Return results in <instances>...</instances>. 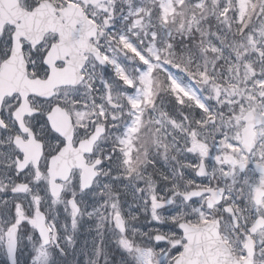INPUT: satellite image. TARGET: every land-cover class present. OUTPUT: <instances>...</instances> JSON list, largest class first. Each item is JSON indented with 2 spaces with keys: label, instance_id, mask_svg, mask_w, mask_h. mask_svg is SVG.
<instances>
[{
  "label": "snow or ice",
  "instance_id": "1",
  "mask_svg": "<svg viewBox=\"0 0 264 264\" xmlns=\"http://www.w3.org/2000/svg\"><path fill=\"white\" fill-rule=\"evenodd\" d=\"M0 264H264V0H0Z\"/></svg>",
  "mask_w": 264,
  "mask_h": 264
}]
</instances>
